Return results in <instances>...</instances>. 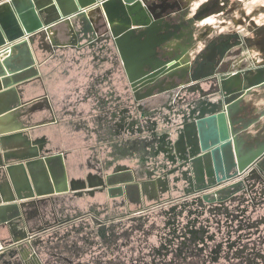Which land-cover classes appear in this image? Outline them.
Returning a JSON list of instances; mask_svg holds the SVG:
<instances>
[{
    "label": "water",
    "instance_id": "1",
    "mask_svg": "<svg viewBox=\"0 0 264 264\" xmlns=\"http://www.w3.org/2000/svg\"><path fill=\"white\" fill-rule=\"evenodd\" d=\"M178 10L163 1L149 0L1 2L0 109L10 107L14 101L16 105L0 113V121L27 117L30 123L43 111L42 107L35 108L26 115L20 102L21 97L34 95L36 90L35 80L25 79V69L20 66L27 58L32 59L30 45L34 41L38 40L43 47V40L48 41L52 31L58 39L53 47L105 45L118 55L127 90L136 103L166 96L205 80L210 109L194 102H191L194 110L191 105L183 109L185 104L178 108L184 120L188 111L194 117L191 128L184 130L194 135L190 141V165L194 167L201 160L206 162L187 183L196 193L213 191L210 198L202 197L199 203L203 201L228 213L247 199L258 201L257 207L264 209V124H258L257 120L243 123L240 114L245 115V109L239 110L245 99L256 96V90L261 88L254 84L255 78H248L249 73L232 74L223 69V56L218 55L205 64L201 53L191 54L200 40L195 37L194 20H185ZM216 47L221 51L219 44ZM241 77L243 84L239 83ZM41 100L50 118L32 127L58 121L47 100ZM259 117L264 118V112ZM252 124L257 128L250 130ZM26 128L22 124L19 129ZM2 137H5L6 151L4 156L0 154L3 192L20 195L19 207H2L3 212L15 208L17 211L5 222L6 227L11 233L24 229L28 232L12 242L10 249L20 257L21 250H25L27 258L35 259L37 264H47L45 261L50 258L61 259L70 253H78L80 259L87 255L88 248L80 247L85 240L75 231L81 216L73 199L67 196L64 157L51 156L48 151L41 154L31 143L17 144L19 134L8 133ZM2 158L6 160L4 168ZM8 160L14 163L8 165Z\"/></svg>",
    "mask_w": 264,
    "mask_h": 264
},
{
    "label": "crops",
    "instance_id": "2",
    "mask_svg": "<svg viewBox=\"0 0 264 264\" xmlns=\"http://www.w3.org/2000/svg\"><path fill=\"white\" fill-rule=\"evenodd\" d=\"M3 1L9 0H0V3ZM160 1L177 7L185 20H194L195 37L201 43L191 54L200 51L205 64L218 55L223 56V69L232 74L249 73V79H256L254 84L261 89L239 106V110L245 109V115L240 114V118L243 123L257 120L258 124H264V118L259 117L264 112V30L258 29L264 23V14H258L264 0H149ZM216 39L220 40L216 44L222 47L221 51H217ZM54 42L58 39L50 31L43 47L38 40L34 41L30 45L32 59L27 58L20 64L25 69V79L36 83L34 95L20 98L25 113L28 115L32 109L41 107L43 111L30 123L27 117L0 121L2 156L6 154L2 136L8 133L19 134L17 144L31 143L41 154L48 151L51 156L62 155L69 186L67 196L87 215V222L91 220L93 206L109 199L110 184L106 177H95L99 166L104 167L105 176L135 175L141 167L146 175L173 174L184 180L193 179L194 172L206 166L204 160L194 167L190 165V141L194 135L184 130L191 128L194 117L188 111L184 120L178 112L183 104L186 105L183 109L191 105L194 110L193 102L210 109L205 80L136 104L126 93L127 79L115 51L105 45L58 48L53 47ZM42 98L47 100L58 121L32 127L50 118ZM15 105L16 101L0 109V113ZM22 124L27 128L20 130ZM255 128L256 124H252L250 130ZM1 161L4 168L6 160ZM159 166L161 169L155 171ZM164 190L146 187L147 201L155 200ZM19 197L17 193L5 194L0 179V245L5 247L0 251V264H34L27 255L21 258L10 249V244L19 236L28 235L26 229L11 233L6 227L5 222L17 213L16 208L11 212L2 211L4 206L19 207Z\"/></svg>",
    "mask_w": 264,
    "mask_h": 264
},
{
    "label": "flooded vegetation",
    "instance_id": "3",
    "mask_svg": "<svg viewBox=\"0 0 264 264\" xmlns=\"http://www.w3.org/2000/svg\"><path fill=\"white\" fill-rule=\"evenodd\" d=\"M138 168L135 175L105 176L104 167H97L95 177H106L110 184L108 202L93 206L90 222L79 211L81 220L75 225L85 240L80 247L88 248V254L81 259L78 253L65 254L47 264H264V209L257 207L258 201L246 198L228 213L198 202L213 191L196 193L182 177L146 175ZM146 187L165 190L147 201ZM21 253L23 258L25 250Z\"/></svg>",
    "mask_w": 264,
    "mask_h": 264
},
{
    "label": "rangeland",
    "instance_id": "4",
    "mask_svg": "<svg viewBox=\"0 0 264 264\" xmlns=\"http://www.w3.org/2000/svg\"><path fill=\"white\" fill-rule=\"evenodd\" d=\"M261 10H263L262 12H260ZM264 14V7H262V9H259L258 10V14L260 15V14ZM263 21H264V19H263ZM260 24V23H259ZM260 25H262V26H260L258 29H260V30H264V23L263 24H260ZM253 29V28H252ZM218 41H220V40H214V43L216 44V43H218ZM201 42H199V44H200ZM198 45V44H197ZM207 45V44H206ZM197 49H199V47L197 48ZM200 53V51L197 53V54H199ZM197 54H195V55H197ZM194 55V54H193ZM194 55V56H195ZM192 56V55H191ZM5 248H3V250H4Z\"/></svg>",
    "mask_w": 264,
    "mask_h": 264
},
{
    "label": "built area",
    "instance_id": "5",
    "mask_svg": "<svg viewBox=\"0 0 264 264\" xmlns=\"http://www.w3.org/2000/svg\"><path fill=\"white\" fill-rule=\"evenodd\" d=\"M0 250H2V247L0 246Z\"/></svg>",
    "mask_w": 264,
    "mask_h": 264
}]
</instances>
